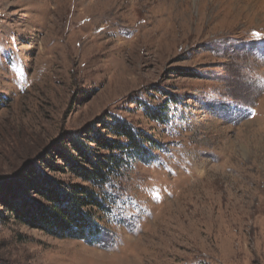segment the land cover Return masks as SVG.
I'll use <instances>...</instances> for the list:
<instances>
[{"label":"rangeland","instance_id":"1","mask_svg":"<svg viewBox=\"0 0 264 264\" xmlns=\"http://www.w3.org/2000/svg\"><path fill=\"white\" fill-rule=\"evenodd\" d=\"M110 115L163 144L116 180L111 246L12 217L0 264H264V0H0V188Z\"/></svg>","mask_w":264,"mask_h":264},{"label":"trees","instance_id":"2","mask_svg":"<svg viewBox=\"0 0 264 264\" xmlns=\"http://www.w3.org/2000/svg\"><path fill=\"white\" fill-rule=\"evenodd\" d=\"M174 96L168 93L167 103H177ZM167 106L144 107L146 117L162 122ZM162 150L152 134L113 115L63 131L0 188V225L15 217L58 239L109 248L113 235L102 220L115 203L116 180L134 163L155 161Z\"/></svg>","mask_w":264,"mask_h":264}]
</instances>
